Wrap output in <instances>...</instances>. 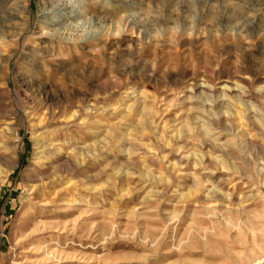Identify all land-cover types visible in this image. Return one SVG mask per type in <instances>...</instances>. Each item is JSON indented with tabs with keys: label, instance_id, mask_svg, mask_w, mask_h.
<instances>
[{
	"label": "rangeland",
	"instance_id": "obj_1",
	"mask_svg": "<svg viewBox=\"0 0 264 264\" xmlns=\"http://www.w3.org/2000/svg\"><path fill=\"white\" fill-rule=\"evenodd\" d=\"M259 262L264 0H0V264Z\"/></svg>",
	"mask_w": 264,
	"mask_h": 264
},
{
	"label": "bare ground",
	"instance_id": "obj_2",
	"mask_svg": "<svg viewBox=\"0 0 264 264\" xmlns=\"http://www.w3.org/2000/svg\"><path fill=\"white\" fill-rule=\"evenodd\" d=\"M56 9L53 10L54 11V14H59V12L62 11V7L63 6V3L60 4V3H57L56 4ZM43 13V11H42ZM83 42L84 41H88L86 40L85 38L82 40ZM42 146L41 145H38V148H41ZM43 149V148H42ZM41 158V157H40ZM44 161V160H43ZM46 161V160H45ZM42 163V162H41ZM43 164V163H42ZM47 164V161L43 164V165H46ZM46 167V166H45ZM38 168V167H37ZM38 170H41V169H37ZM41 172V171H39ZM51 186H52V180L48 179V177H45L44 175H38V177H36V181L34 183H32V185H30L31 187V195L30 196H33V198L37 199L38 201H40L42 203V206L43 205H48V204H51L53 201H54V195L51 193ZM28 189V188H27ZM33 200V199H32ZM38 203V202H37ZM37 214V213H36ZM37 216V215H36ZM35 216V217H36ZM43 217V216H42ZM32 219V218H31ZM30 220V219H28ZM35 222V220H33ZM31 222V221H30ZM33 222V223H34ZM28 223V222H27ZM32 223V222H31ZM36 223V222H35ZM27 227V226H26ZM25 231V230H24ZM29 237V236H28ZM27 237V238H28ZM25 238L24 241L27 239ZM36 238V237H35ZM41 242V241H40ZM263 262H259L258 264H262Z\"/></svg>",
	"mask_w": 264,
	"mask_h": 264
}]
</instances>
